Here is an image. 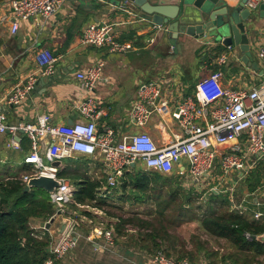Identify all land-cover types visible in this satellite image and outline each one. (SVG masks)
<instances>
[{"label": "crops", "instance_id": "crops-1", "mask_svg": "<svg viewBox=\"0 0 264 264\" xmlns=\"http://www.w3.org/2000/svg\"><path fill=\"white\" fill-rule=\"evenodd\" d=\"M237 1L239 0H233V3ZM7 2L8 0H0V44L3 53L0 58V114H5L11 123H37L39 115L44 112L50 115L53 123L68 121L75 123L83 119L78 110L82 89L76 74L101 61L104 63L102 78L95 89V97L104 110V114L98 119L99 128L102 130L105 125L110 124L120 134L144 131L149 133L157 143L162 144L171 141L174 133L181 132L171 117L175 101L181 96L192 94L195 84L202 77L214 70H221L224 84L233 89L257 85L262 78L263 66L257 48L264 43V17L260 15L258 8L249 32L252 37L250 52L253 54L254 51L258 58L255 60L254 56L249 55V62L246 63L242 59V53L237 50L238 52L230 56L224 64H219L218 57L226 52L228 47L187 34H180L177 44H174L172 42L174 37L167 32L165 25L157 31L153 28L154 23L143 22L133 12L127 11L125 6L114 5L107 0H66L48 18L19 20V30L16 34L12 33L14 18ZM91 23L111 26L119 41L130 44V50L111 53L108 47L83 44L84 31ZM202 45L208 46L210 52L209 58L204 61L200 58ZM45 49L52 51L58 58L55 73L49 76L39 74L37 86L33 92L22 102L9 104L7 94L10 89L32 72L37 71L36 56ZM177 49L178 54H176ZM254 61H257V66H254ZM202 63L206 71H202L197 82L192 85L187 79L195 74L196 69L201 71ZM152 81L161 84L163 96L170 104L163 108L162 115L155 114L146 126L136 127L130 119L132 103L137 99L139 84ZM19 136L20 148L14 149L8 146L10 134H0V179L19 177L23 180V176L30 173L32 169V165L24 162L25 156L31 150V141L24 133H20ZM80 158L88 161L85 166H82L80 173L97 179L100 182V188L106 186L107 169L102 160L76 153L65 158L66 163H63L65 160L63 159L57 167L60 171L68 166L70 170H73L72 172H75L78 165L75 161ZM72 163L75 164L72 165ZM259 166H262L263 173L260 181L255 184V189L250 190V184L246 179L247 181H242L236 187L234 199L237 204L246 206L245 217L263 223L264 217H254L256 212L264 214V162ZM135 170L148 176L159 173L148 169L143 164L132 165L128 172ZM253 172L249 178H252ZM63 178L69 180L76 191L73 178ZM125 179L127 176L120 179L117 187L112 188L113 191H107L108 201L113 200L114 205L123 206L125 218L134 217L133 214L136 213L144 219H153L157 205L160 201H165L164 193L169 187L158 182L151 187H155L159 195L135 198L131 194H135L138 190H135L132 184L125 186ZM180 184L184 190H191L195 195H199L195 192L193 185L185 184L184 180ZM240 191H244V197L240 196ZM216 195L219 194L216 193ZM224 198L227 197L224 195ZM228 204H230L229 200ZM90 220L95 222L94 219ZM118 220L117 217H112L109 221V226L114 231V225ZM103 221L105 217H101L99 226H104ZM42 222L41 219L38 221L33 219L30 224L33 229L39 230ZM84 224L89 226L87 223ZM168 224L172 226L175 222H168ZM94 227L88 228L84 235L86 239ZM126 227L124 233L118 237L115 232L114 251L107 248L105 238L87 239L91 241L88 246L91 251L85 249L87 244L83 242L81 243L83 250L80 249L78 256L86 258L88 252H91L89 255L97 254V260L101 264H149V257L158 248H153V245L142 240L145 231L139 230L131 223ZM170 230L171 228L169 234L174 240V246L164 241L159 249H163L167 254L169 253V256L177 259L189 258L192 264H250V259L255 255L253 251H242L226 239L215 236L213 237L222 244L221 246H214L212 243L209 249H202V246L199 248L198 245L197 248L191 247L190 252H184L178 244V238L176 239ZM185 254H189V257ZM253 258L264 264V254Z\"/></svg>", "mask_w": 264, "mask_h": 264}, {"label": "built area", "instance_id": "built-area-1", "mask_svg": "<svg viewBox=\"0 0 264 264\" xmlns=\"http://www.w3.org/2000/svg\"><path fill=\"white\" fill-rule=\"evenodd\" d=\"M65 1L8 0L6 4L15 19L12 33L18 32L19 20L48 18ZM262 1L249 0L247 6L256 9ZM162 27L153 26L157 31ZM82 43L108 47L111 53H122L131 48L130 44L119 41L111 26L100 23H91L85 29ZM226 47L228 50L218 57L219 64H224L237 53L234 46ZM257 52L263 66L262 78L257 85L233 89L224 84L222 71L214 70L195 84L192 94L175 101L171 117L181 132L174 133L167 143H157L144 131L120 134L110 124L102 130L99 128L98 119L104 110L95 97V89L102 78L104 63L101 61L76 74L82 89L78 110L83 119L74 124L53 123L45 112L39 115L37 123L19 124L9 122L5 114H0V134H10L8 146L20 148V133L26 134L31 141V150L24 162L32 165V169L23 176V181L27 183L31 177L40 175L60 181V185L49 194L55 205L52 216L60 212L70 219V223L57 240L50 233L52 245L45 264H55L67 257L84 237L80 231L83 219H79L78 211H74L78 214L76 217L71 216L67 209L74 201L75 188L69 180L59 176V168L53 164L76 153L104 162L107 183L99 189V196H106L108 190L117 187L133 164H143L159 173L181 177L185 184L193 185L198 194L203 191L224 194L231 210L244 216L246 206L237 204L234 199L236 187L264 162V43ZM2 55L0 44V58ZM57 60V56L48 49L39 52L36 56L37 71L10 89L8 103L14 105L25 100L36 88L39 74L49 76L55 73ZM169 104L159 82H141L137 99L130 109L132 124L146 126L155 114L162 115L163 108ZM78 207L90 208V204H78ZM254 217L262 218L264 214L256 212ZM247 236L250 237L249 234ZM95 238H105L108 246L115 244L113 229L95 226L87 239ZM148 262L192 264L189 258L177 259L163 249L156 250Z\"/></svg>", "mask_w": 264, "mask_h": 264}, {"label": "trees", "instance_id": "trees-1", "mask_svg": "<svg viewBox=\"0 0 264 264\" xmlns=\"http://www.w3.org/2000/svg\"><path fill=\"white\" fill-rule=\"evenodd\" d=\"M77 160L79 163L74 170L75 172H72L73 170H70L68 166L59 171V176L73 178V183L76 186L73 195L74 201L69 205L73 210L89 219H94L96 216L89 211H81L78 204H90L93 207L103 208L109 217H117L119 220L114 225L117 237L123 234L127 229V224L131 223L133 226H137L139 230L145 231L142 240L153 245V248L159 249L164 241H168L169 245L174 246V240L169 234L171 225L166 224V221L173 223L177 220H175L176 217H187L189 220H199L208 234L217 238H224L242 251H253L255 255L250 259V264L255 261L254 256L264 254V242L253 238V236L264 234V222L250 220L233 211L217 209H212L200 217H196L197 215L193 212L189 214L195 209L194 199L190 192L186 193V190L183 189L177 180V176H167L161 173L148 176L137 170L126 173L127 179H125L124 185L132 184L134 189L139 191H136V195L132 193L131 196L134 195L135 198L154 196L157 194V189L151 185L162 182L163 185L169 187L170 198L158 203L153 219H144L136 213L133 214L134 217L125 218L123 217V206H116L112 201H108V194L106 196L98 195L101 187L100 182L85 173H80L82 166L88 162L87 159L80 158ZM262 173V166H259L253 172L252 178H249L250 175L246 178L250 184V190L255 189V184L260 181ZM25 185L19 177L7 180L0 179V264H45L50 255L49 246L52 239L49 231L44 228L35 230L31 227L30 222L32 219L49 220L55 213V205L51 202L49 193L44 189L32 188L25 191ZM174 185L178 187V190L181 189V192L185 193L186 196L178 205L179 214L169 217V211L173 212L171 205L174 203V197L178 192L181 194L180 191L175 192ZM213 196L217 197L215 192ZM226 202L228 203V201ZM105 206H111L119 213L106 209Z\"/></svg>", "mask_w": 264, "mask_h": 264}, {"label": "water", "instance_id": "water-1", "mask_svg": "<svg viewBox=\"0 0 264 264\" xmlns=\"http://www.w3.org/2000/svg\"><path fill=\"white\" fill-rule=\"evenodd\" d=\"M114 5H123L143 22L166 26L167 32L177 40L180 34L208 39L224 46H234L242 53L244 62H249L251 49L250 28L256 9L264 17V0L256 9L247 6L249 0H107ZM15 20V19H14ZM238 50V51H237ZM67 124H74L68 121ZM60 166L61 161L53 163ZM134 165V164H133ZM60 181L48 175L31 177L24 190L42 188L52 193ZM70 219L62 213L43 221L41 226L50 231L57 240L66 230ZM264 241V234L253 236Z\"/></svg>", "mask_w": 264, "mask_h": 264}, {"label": "rangeland", "instance_id": "rangeland-1", "mask_svg": "<svg viewBox=\"0 0 264 264\" xmlns=\"http://www.w3.org/2000/svg\"><path fill=\"white\" fill-rule=\"evenodd\" d=\"M172 42L174 44H177V40L176 39H173ZM200 49H201V52H202L201 55H200L201 56L200 58L202 59V61H204L205 59L209 58L210 52H209L208 46H203L202 45V47ZM178 53H179V50L177 49L176 50V54H178ZM251 53L252 52H249V55L254 56V58L256 60V58H258V57L255 54V52L253 51V54H251ZM253 64H254V66H257V61H254ZM199 70L200 69H196L194 71L195 74L192 75L191 78L187 79L188 81L191 82L192 85H194L197 82V80H198V78L200 76V73L202 71H204V72L206 71V67H205L204 63L201 64V71H199ZM66 161H67L66 159L63 160V163H66ZM75 163L78 164L79 162L75 161ZM75 163H72V165H74ZM175 176H177V175H175ZM177 180L181 183V181L183 179L181 177L178 178V176H177ZM174 186H175V192H178V191L181 192V189L178 190V187L176 185H174ZM243 189L244 188L242 187V190ZM111 190L113 191L114 189H111ZM168 190L164 193V196H165L164 200L170 198ZM187 192L188 193L190 192L191 197H193V199H194L193 205L195 207L194 211L193 210L190 211L189 214H191L193 212L195 215H197L196 217H200L204 213L209 212L212 209H217V210H220V211H232L231 207H230V204H228L226 202V201H228V198H224V194H222V193L221 194L219 193V195H217V197H216V196H213V194H210L207 191H203L198 196L195 195L191 190L186 191V193ZM244 194H245L244 191L243 192L240 191V196L241 197H244ZM108 195H109V193H108ZM184 196H186L185 193L181 192V194H180L178 192V194L174 197V200H173L174 203L171 205V209L173 210V212H171V210L169 211L170 212L169 213V217H174V216H177L176 214H179L178 205H180V203L184 199ZM110 201L113 202V200H110ZM105 208L109 209L111 211H114L116 213H119V211H117L116 209L112 208L111 206H105ZM67 209L69 210V214L71 216H76V217L78 216V214L74 212L75 210H73V208L70 205H68ZM83 209L87 210V211H91L93 215L97 216V217L94 218L95 222L92 223L91 220L88 217H86V216L84 217L82 214H80L79 219H83V222H82V224L80 226V231H81V233L83 235L86 234L88 228H91V226H99V222L101 220V217H105V221H103L104 222V226L101 225V227H103L104 229H111L110 226H109V221L112 220V217H109L106 214V212L103 210V208H99V207H96V206L93 207L92 205H90V208H83ZM34 220L38 221L40 219H34ZM175 220H176L175 224L171 226L170 233L172 235H175L176 239L178 238V242H179L178 244L181 245L180 248H181L182 251L190 252L191 251L190 250L191 247L192 248H197L198 245H199V248H200V246H202V249L203 248L209 249V247L212 246L213 244H214V246H218V245L221 246L222 245L217 239H215L213 236L208 234L203 229V227H202V225H201L199 220L195 219V220L186 221V220H189V218H187V217H183V218L182 217H179V218L176 217ZM46 221H48V220H46ZM179 222H180V224H179ZM84 223H87L89 226H86ZM167 223H168V221H166V224ZM83 242L87 244L85 249L89 250L88 246H89L91 241H88L85 237H83L81 239V242H79L80 243L79 246L71 253V255L69 254L67 257H65L61 261H58L57 264H101L97 260V254L89 255V253H91V252H88V255H87L86 258H80V256H78L77 253L80 251V249H82L81 248V245H82L81 243H83ZM223 244H225V243H223ZM51 245H52V240L50 241L49 249L51 248ZM107 248L110 249V251H114L113 246H108ZM107 248H106V251L108 250ZM89 251H91V250H89ZM107 254H109V253H107ZM185 256L189 257V254H185Z\"/></svg>", "mask_w": 264, "mask_h": 264}]
</instances>
